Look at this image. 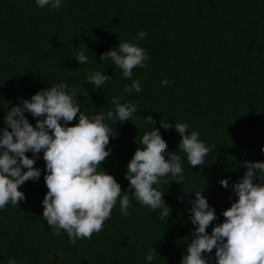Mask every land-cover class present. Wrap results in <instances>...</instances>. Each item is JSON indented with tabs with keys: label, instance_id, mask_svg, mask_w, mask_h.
I'll return each mask as SVG.
<instances>
[{
	"label": "trees",
	"instance_id": "16d2710c",
	"mask_svg": "<svg viewBox=\"0 0 264 264\" xmlns=\"http://www.w3.org/2000/svg\"><path fill=\"white\" fill-rule=\"evenodd\" d=\"M141 31L147 34L143 40L137 37ZM120 39L138 43L149 57L144 68L133 70V79L141 81L139 93H125L131 80L110 59L101 60ZM81 50L89 57L85 64L75 59ZM93 71L111 79L94 88L86 81ZM60 82L78 89L85 115L113 109L115 96L137 105L135 123L105 121L116 135L101 167L122 192L128 191L126 166L153 128L166 140L167 151L181 156L185 179L181 185L164 177L168 184L156 186L165 192L169 217L162 219L161 210L134 197L130 215L124 216L118 199L102 231L71 244L66 232L55 236L43 218L45 161L43 152L35 157L29 152L41 176L20 187L25 201L0 209V264L10 258L17 264H181L195 227L189 219L194 193L203 187L216 211L207 229L211 234L237 199L232 185L246 171L243 162H264V0H61L58 10L38 7L36 0H0V129L8 109ZM149 114L155 123L147 122ZM25 116L35 126L37 118ZM162 119L187 123L189 133L199 131L207 146H216L204 164H188L178 151L180 135L161 127ZM223 179L229 188L221 186ZM153 247L149 262L145 256ZM204 255L216 264L215 249Z\"/></svg>",
	"mask_w": 264,
	"mask_h": 264
},
{
	"label": "clouds",
	"instance_id": "9594fccd",
	"mask_svg": "<svg viewBox=\"0 0 264 264\" xmlns=\"http://www.w3.org/2000/svg\"><path fill=\"white\" fill-rule=\"evenodd\" d=\"M36 4L58 10L61 0H36ZM146 35L141 31L137 37L143 40ZM75 59L80 64L89 61L84 50L79 51ZM109 59L121 69L125 79L131 80V84L124 86V92L139 93L141 81L133 79V70L146 66L145 61L149 59L146 49L138 43L120 39L116 48L101 54V60ZM109 79L111 76L100 71H93L86 77L94 88H100ZM169 83L167 79L161 81L165 87ZM77 91L76 88L69 90L64 82L56 83L7 110L6 127L0 129V209L9 203L16 207L26 200L20 187L29 180L38 181L41 176V169L34 166L36 159L26 154L31 152L35 157L43 152L44 181L48 189L42 201L43 218L55 236H60L63 230L71 244L91 239L94 233L103 230L118 199L124 216L130 215L128 209L134 197L153 211L161 210L162 219L169 217L171 210L165 203V192L156 186L168 184L169 179L164 180V177L182 185L185 177L181 156L177 151H167V142L159 129L145 132L126 166L128 191L122 192L115 177L101 167L110 155L107 148L110 137L116 135L105 121L123 124L131 119L135 123L138 107L131 101L122 103L123 96H115L111 98L113 109L85 115L81 112ZM25 112L37 118L35 126L29 123ZM78 114V123L69 126ZM146 120L155 123L150 114ZM160 123L165 130L174 128L180 135L178 151L186 154L192 167L204 164L207 154L216 147L207 146L200 139L199 131L189 133L187 123L176 121L173 125L164 119ZM261 151L264 152V148ZM242 166L246 171L232 185L237 199L223 211V222L214 226L211 234L207 229L217 219L216 211L202 194L203 187L194 193L189 219L195 227L181 264H209L204 254H211L213 249L216 264H264V162L244 161ZM257 180L259 182H255ZM219 183L229 188L228 179ZM155 254V248H150L145 259L151 262ZM8 264L17 262L10 258Z\"/></svg>",
	"mask_w": 264,
	"mask_h": 264
}]
</instances>
